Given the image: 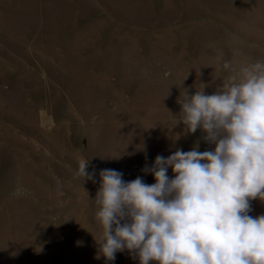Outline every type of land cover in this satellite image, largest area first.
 Listing matches in <instances>:
<instances>
[{
    "label": "rangeland",
    "instance_id": "1",
    "mask_svg": "<svg viewBox=\"0 0 264 264\" xmlns=\"http://www.w3.org/2000/svg\"><path fill=\"white\" fill-rule=\"evenodd\" d=\"M257 61L264 0H0V264H139L97 258L99 171L152 184L157 155L211 150L177 101Z\"/></svg>",
    "mask_w": 264,
    "mask_h": 264
},
{
    "label": "clouds",
    "instance_id": "2",
    "mask_svg": "<svg viewBox=\"0 0 264 264\" xmlns=\"http://www.w3.org/2000/svg\"><path fill=\"white\" fill-rule=\"evenodd\" d=\"M177 102L176 125L214 147L157 155L141 169L152 184L101 169L89 199L102 227L97 258L127 250L139 264H264V214H249L252 200L264 202V62L241 67L211 95L184 89ZM88 168L79 161L83 183L95 182Z\"/></svg>",
    "mask_w": 264,
    "mask_h": 264
},
{
    "label": "crops",
    "instance_id": "3",
    "mask_svg": "<svg viewBox=\"0 0 264 264\" xmlns=\"http://www.w3.org/2000/svg\"><path fill=\"white\" fill-rule=\"evenodd\" d=\"M37 21H38V20H37ZM36 26H37V27H38V26L40 27V25H37V24H36ZM48 28H50V27H48Z\"/></svg>",
    "mask_w": 264,
    "mask_h": 264
}]
</instances>
